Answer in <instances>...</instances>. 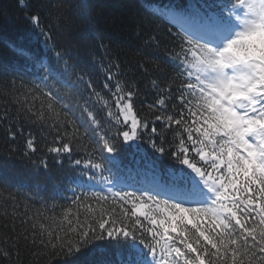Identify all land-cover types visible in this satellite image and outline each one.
<instances>
[{"label":"snow or ice","instance_id":"obj_1","mask_svg":"<svg viewBox=\"0 0 264 264\" xmlns=\"http://www.w3.org/2000/svg\"><path fill=\"white\" fill-rule=\"evenodd\" d=\"M148 15L144 48L163 56L138 60L137 78L101 42L99 87L53 41L62 5L26 15L52 56L14 48L40 75L3 90L0 168L42 153L30 174L56 182L42 210L4 199L5 261L23 248L34 264H264V0H173ZM142 79L153 100L141 110Z\"/></svg>","mask_w":264,"mask_h":264},{"label":"trees","instance_id":"obj_2","mask_svg":"<svg viewBox=\"0 0 264 264\" xmlns=\"http://www.w3.org/2000/svg\"><path fill=\"white\" fill-rule=\"evenodd\" d=\"M29 8L22 9L18 5V0H0V97L3 90L12 80H16L19 86L20 78L25 83H30L40 75L37 66L28 63L25 57L19 56L14 48L24 50L29 56H35L47 60L52 56L48 47L45 46V37L35 29L26 18L27 14L35 9V6L43 3L51 6L55 11L56 5H62L68 22L63 29L52 28L53 41L66 48L72 58L77 60L81 67L91 73L99 87L103 82V72L101 64H106L108 59L104 57L103 50L97 51L99 43L105 44L111 51L110 56H119L129 75L137 78L136 63L138 60H158L163 56L162 51L149 52L144 48L143 41L146 39L144 33L147 30L144 26L154 27L157 23L148 15L149 12L157 11L173 0H23ZM56 21L50 18L45 12L42 26L45 31L49 30V25ZM161 31H164L161 26ZM175 31V29H173ZM139 50V55L137 54ZM92 53L95 54L93 58ZM141 95L137 98L136 107L143 109L144 106L152 102L153 96L149 89L145 87L146 79L141 80ZM0 98V103H2ZM31 131L38 139L42 132L39 126H25L24 135ZM17 144L22 145L23 139L18 138ZM43 144V140H41ZM10 145L6 143L3 128H0V160L6 159L5 152ZM145 149L150 153V149L145 145ZM128 149L122 153L126 158ZM42 153L36 156L25 158L17 153L7 159L6 167L0 168V176L4 181H0V214L4 207V199L9 193L14 195L22 205L35 211L51 203L53 177L32 176V160H38ZM39 183V189L36 188ZM66 185V181L64 182ZM64 197H71L70 191H65L64 186L60 188ZM57 204L65 205L70 200L57 198ZM23 211V207L20 209ZM11 212V208L8 209ZM59 211V208L56 209ZM0 264H34L33 258L23 248L17 253L13 251L12 259L5 261L0 258ZM52 264H57L56 260Z\"/></svg>","mask_w":264,"mask_h":264}]
</instances>
